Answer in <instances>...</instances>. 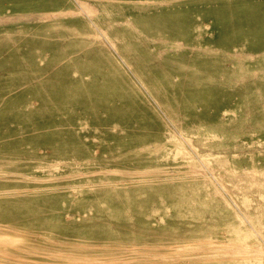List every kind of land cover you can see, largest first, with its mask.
<instances>
[{
	"label": "rangeland",
	"instance_id": "374dc122",
	"mask_svg": "<svg viewBox=\"0 0 264 264\" xmlns=\"http://www.w3.org/2000/svg\"><path fill=\"white\" fill-rule=\"evenodd\" d=\"M0 264H264V0H0Z\"/></svg>",
	"mask_w": 264,
	"mask_h": 264
}]
</instances>
